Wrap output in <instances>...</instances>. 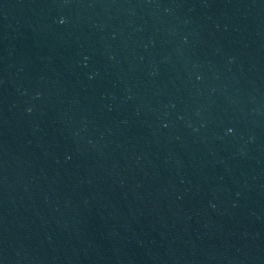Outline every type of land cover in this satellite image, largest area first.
<instances>
[{
	"label": "water",
	"instance_id": "obj_1",
	"mask_svg": "<svg viewBox=\"0 0 264 264\" xmlns=\"http://www.w3.org/2000/svg\"><path fill=\"white\" fill-rule=\"evenodd\" d=\"M0 264H264V0H0Z\"/></svg>",
	"mask_w": 264,
	"mask_h": 264
}]
</instances>
